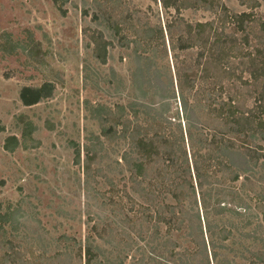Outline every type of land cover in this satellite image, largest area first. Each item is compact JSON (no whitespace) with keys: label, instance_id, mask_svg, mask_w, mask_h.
I'll list each match as a JSON object with an SVG mask.
<instances>
[{"label":"trees","instance_id":"16d2710c","mask_svg":"<svg viewBox=\"0 0 264 264\" xmlns=\"http://www.w3.org/2000/svg\"><path fill=\"white\" fill-rule=\"evenodd\" d=\"M69 1L54 0L60 9ZM160 1L165 9L173 8L176 16L168 20L165 29L159 27L156 39L166 45L168 37L169 48L176 58L178 51L190 55L198 48L196 56H188L186 65L176 70L186 124L183 127L179 115L174 120L166 116L167 107L159 109L137 99L117 106V110L101 105L91 109L100 124L101 135L85 145L83 161L78 145L76 161L83 163L84 172L90 176L93 165L101 158L100 151L110 157L101 138L109 143H127L120 157L125 166L122 176L125 182L119 194L120 222L126 229L136 231L145 245L134 241L120 227L121 223L101 218L93 224L85 244L79 247L78 264H125L129 257L125 253L131 251L141 253L137 259L131 256L135 259L133 264H239L237 259L264 264V21L256 17L254 10L260 2L239 0L251 11L236 14L221 0ZM183 9L211 10L218 13L219 19L190 23L181 16ZM256 22H260V35L253 28ZM227 23H232V32L227 31ZM246 28L255 33L257 42L244 38L250 33H246ZM147 33L149 39L156 31L150 29ZM94 42L95 54L105 63L106 45ZM136 45V67L132 73L136 88L142 91V96L146 95L144 90L151 91L167 106L169 100L177 98L173 78L164 80L162 70L155 68V58L139 53V42ZM238 65L243 66L241 73L249 74L250 78L236 76ZM198 73L221 88L225 83L240 82L237 94L241 97L257 90L256 106L232 111L238 95H231L226 101L214 100L213 105L207 100L208 109H216L214 105L220 104L215 117L226 126L220 131H208L198 112L202 99L191 100L190 85ZM54 89L52 81L24 86L20 100L30 107L50 98ZM33 130L32 122H27L23 139L8 136L5 149L13 152L25 146ZM16 221L15 212L11 208L4 210L0 202V236H4V245L11 243L6 239L7 225L16 230ZM97 237L111 248L96 243ZM15 254H5L3 262L11 263Z\"/></svg>","mask_w":264,"mask_h":264},{"label":"rangeland","instance_id":"374dc122","mask_svg":"<svg viewBox=\"0 0 264 264\" xmlns=\"http://www.w3.org/2000/svg\"><path fill=\"white\" fill-rule=\"evenodd\" d=\"M258 2L255 15L264 21V0ZM220 3L236 14L251 11L239 0ZM174 16L176 11L165 9L160 0H70L62 9L54 0H0V202L4 210L11 208L17 218V229L9 225L6 229V239L11 243L4 245V236H0V264H78V249L101 218L121 223L134 241L145 245L136 231L126 229L120 222L119 194L125 182L120 157L127 143H109L101 138L110 157L100 151L101 158L93 165L90 176L84 172L83 163H77L75 149L80 146L83 161L85 145L101 135L100 124L91 112L98 105L117 110V106L137 99L159 109L167 107L166 116L174 120L179 115L185 127L176 70L186 65L188 56L195 57L198 48L190 55L178 51L176 58L168 37L166 45L156 39L159 27L165 29ZM181 16L190 23L219 19L218 13L206 9H183ZM253 28L256 35L261 34L260 22ZM150 29L156 34L147 39ZM246 30L250 33L244 38L257 42L255 33L250 28ZM227 31L232 32V23H227ZM95 40L106 45L105 63L95 54ZM136 41L139 53L155 58V68L162 70V78L174 80L177 98L169 100L167 106L151 91L144 90L146 95L142 96L133 82ZM99 51L103 52L101 48ZM238 66L236 76L250 78L241 73L243 66ZM46 81L55 84L53 95L30 107L23 105L22 87L40 86ZM210 81L198 73L190 86L191 100L202 99L198 112L206 129L212 132L226 126L215 117L220 104L208 109L207 100L213 105L214 100L236 97L240 82L225 83L221 88ZM251 94L238 95L232 111L256 106L257 90ZM27 122H32L34 132L26 145L13 152L6 150V138L16 135L22 140ZM96 243L111 248L101 237L96 238ZM5 254H15L11 263L3 262ZM125 254L129 256L125 264L134 263L131 256L137 259L141 255L134 251ZM237 260L239 264H249Z\"/></svg>","mask_w":264,"mask_h":264}]
</instances>
